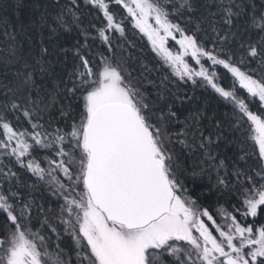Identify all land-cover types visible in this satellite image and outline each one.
Here are the masks:
<instances>
[{"label": "snow or ice", "instance_id": "1", "mask_svg": "<svg viewBox=\"0 0 264 264\" xmlns=\"http://www.w3.org/2000/svg\"><path fill=\"white\" fill-rule=\"evenodd\" d=\"M54 3L58 11L42 15L40 28L75 27L83 37L70 70L60 61L56 72L43 40L25 51L5 29L0 46V264H264V223L255 219L264 215V0L259 8L254 0ZM82 3L96 16L90 28H80ZM125 21L173 75L232 104L233 127L246 126L240 143L253 149L241 148L239 159L253 164L216 163L211 149L220 136L196 126L201 113L181 120L172 105L150 101L128 67L135 45ZM20 118L27 127L17 126ZM176 145L212 162L216 186L236 201L231 211L213 214L190 192ZM10 165L46 186L54 198L47 208L13 190L19 176Z\"/></svg>", "mask_w": 264, "mask_h": 264}, {"label": "trees", "instance_id": "2", "mask_svg": "<svg viewBox=\"0 0 264 264\" xmlns=\"http://www.w3.org/2000/svg\"><path fill=\"white\" fill-rule=\"evenodd\" d=\"M254 2L259 8L261 0H254ZM61 3H63V0H61ZM81 7L84 15L81 16L82 23L80 28H90L89 21L95 23L96 16L94 13L90 14V9L85 7L83 3ZM57 11L58 8L55 6L54 0H0V46H3L5 29L9 33H16V38L23 45L25 51L30 45L39 46V42L43 40L45 46L49 48L50 52H53L50 59L53 61L56 72L64 70V66L60 64V61H65L67 69L70 70L73 62L72 52L74 51V45L78 40L81 43L83 42L79 29L75 27L70 31L60 29L53 34L47 28L41 29L39 26L42 15L46 12L54 14ZM120 18V16L117 17V19ZM239 23L243 24V21L241 20ZM99 26L97 24V27ZM125 27L127 40L135 45L134 48L129 49L132 53V59L128 62L129 70L136 78L135 82L149 96L150 101L160 106L172 105L173 111H177L181 120H184L190 114L201 113V118L196 126L203 129L205 135L210 132L214 133L213 140H216L217 135L220 136V139L216 140L215 146L211 149L213 155L218 157L216 163L223 159L229 170L232 169L233 165L243 168L246 163L253 164L254 158L246 161L239 159L242 154L241 148L249 153L253 149L250 141L246 144L240 143L242 140H247L248 136L246 126L239 131L233 127L235 124L233 106L204 86L194 85L191 82H181L173 78L171 74H168L169 72L164 68L162 62L150 50L145 38L132 27L131 23L125 21ZM94 34L93 30L92 35ZM221 34L223 35V30ZM198 35L208 48H212V44L207 43L208 37L204 32L201 31ZM211 35L214 36V34ZM89 42L91 43V41ZM229 46H234L231 41ZM124 47L128 48L127 41L124 42ZM61 49H68L69 51L65 54ZM225 51H228V49H225ZM251 67L255 68L256 65L253 64ZM216 71L225 85L231 83L230 74L225 75L226 70L217 68ZM165 77H167L166 80ZM162 81H164L163 85ZM158 93H161L164 99H159ZM239 95L247 98V94L243 90H240ZM69 102L73 104L78 115L80 109L76 106V102ZM54 115L59 116V113H54ZM13 123H17L15 119H13ZM217 124H219V128L216 127ZM17 126L27 127V124L23 121V118H20ZM176 151L183 166L180 179L190 192L194 195H199L201 202L206 207L210 206V212L213 214L221 207L231 211L236 201L230 199L228 191L216 186V173L210 167L212 162L207 161L198 149L190 150L176 145ZM201 160L205 161L202 165L200 163ZM4 162L8 163L7 160ZM10 166L13 167L14 171H17L19 176L18 183L13 181V190L15 191L19 187L27 199L33 200L36 205L44 204L47 208L54 198L51 197L46 186L42 182L37 183L34 176L23 169H19L18 166ZM26 185L27 187H25ZM33 185L35 187H32ZM216 218L218 222L222 223L219 217ZM33 219L35 223L42 217L34 216ZM238 219L242 218L238 216ZM255 219L257 227L264 223V215ZM252 220L253 218L249 217L248 223H251ZM37 226L39 225L37 224Z\"/></svg>", "mask_w": 264, "mask_h": 264}, {"label": "rangeland", "instance_id": "3", "mask_svg": "<svg viewBox=\"0 0 264 264\" xmlns=\"http://www.w3.org/2000/svg\"><path fill=\"white\" fill-rule=\"evenodd\" d=\"M136 30L138 31L139 34H141V35L145 38V40H146V42H147V44H148L150 50L153 52V50H152V46H151L150 42L148 41L147 37L144 36L142 33H140L138 29H136ZM169 47H170L173 51H176V50H178V47H179V46L175 43V41L170 40V41H169ZM153 53H154V52H153ZM154 54H155V53H154ZM155 56H156V54H155ZM156 57H157L158 60H160V58H159L158 56H156ZM160 62H162V61L160 60ZM189 63L192 64L193 66H195L194 61H192L190 58H189ZM164 68L169 72L168 74H171V76H172L173 78H176L177 80H179V81H181V82H191L190 80H180L178 76H175V75L172 74L171 69H169L166 65H164ZM191 83H192V82H191ZM208 89H210L211 91L214 92V90H212L211 88H208ZM243 92H244V91H243ZM214 93H215V92H214ZM244 93L247 94L246 92H244ZM215 94H217V93H215ZM217 95H218V94H217ZM218 96H219V95H218ZM220 98H221V97H220ZM224 101H225V100H224ZM225 102H227V101H225ZM227 103H229V102H227ZM229 104L232 105L231 103H229ZM209 223H210V222H209Z\"/></svg>", "mask_w": 264, "mask_h": 264}]
</instances>
